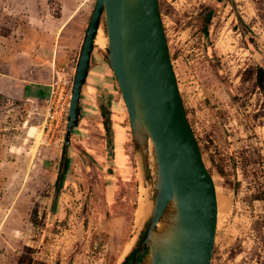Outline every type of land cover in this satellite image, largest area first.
Here are the masks:
<instances>
[{
	"label": "rangeland",
	"instance_id": "374dc122",
	"mask_svg": "<svg viewBox=\"0 0 264 264\" xmlns=\"http://www.w3.org/2000/svg\"><path fill=\"white\" fill-rule=\"evenodd\" d=\"M96 2L0 0V264H118L146 231L152 202L138 222L145 179L112 69L113 128L106 132L100 100L85 86L59 187L69 115L51 119L49 99L61 78L60 104L69 102ZM159 5L187 117L216 184L211 264H264V90L255 83L264 0ZM102 30L107 36L104 17Z\"/></svg>",
	"mask_w": 264,
	"mask_h": 264
},
{
	"label": "water",
	"instance_id": "95a60500",
	"mask_svg": "<svg viewBox=\"0 0 264 264\" xmlns=\"http://www.w3.org/2000/svg\"><path fill=\"white\" fill-rule=\"evenodd\" d=\"M103 17L108 44L102 50L127 107L152 202L142 236L148 246L143 264H211L219 216L216 184L187 117L159 0H97L76 67L67 132L77 125ZM99 100L111 120V97L107 104ZM109 144L113 148V138ZM140 234L141 229L137 238Z\"/></svg>",
	"mask_w": 264,
	"mask_h": 264
},
{
	"label": "crops",
	"instance_id": "0c3cea01",
	"mask_svg": "<svg viewBox=\"0 0 264 264\" xmlns=\"http://www.w3.org/2000/svg\"><path fill=\"white\" fill-rule=\"evenodd\" d=\"M105 57L106 55L103 50H97L92 54L90 64L91 67L88 72L87 83L84 85V87H88L90 94L95 95V97H97L98 99L105 97H111L113 99L114 95L112 94L110 87L113 88L115 84L113 82V77H111L110 74L111 67L107 65ZM101 70H103L104 72L100 73L99 71ZM97 80H99V82H96ZM93 91H97V93H93ZM116 122L118 121L116 120Z\"/></svg>",
	"mask_w": 264,
	"mask_h": 264
},
{
	"label": "flooded vegetation",
	"instance_id": "af4514ba",
	"mask_svg": "<svg viewBox=\"0 0 264 264\" xmlns=\"http://www.w3.org/2000/svg\"><path fill=\"white\" fill-rule=\"evenodd\" d=\"M85 82H86V80H85ZM84 85H85V83L83 84V88H84ZM102 99H103V102L105 104H107V102L105 101L107 98L105 97V98H102ZM112 100H113V107H114V99H112V98H111V106H112ZM103 110H104L106 118H107V119L105 118V120H104L103 127L105 128L106 132H109L110 128H113V124L110 123V119L108 118L107 111L105 109H103ZM113 111L114 110L112 108V114H113ZM111 138H112V136H110V139ZM107 141H110L108 139V137H107ZM104 155H106L105 157H106V160H107L108 152L106 151V153ZM115 156H116V151H115ZM109 186H112V184H110ZM142 236L143 235L141 233L140 236L137 238L136 243H135L133 249L131 250V252L129 254V257H128V260H127L126 264H143L144 263L146 254L148 252V246L144 242H142Z\"/></svg>",
	"mask_w": 264,
	"mask_h": 264
},
{
	"label": "built area",
	"instance_id": "2783aa9c",
	"mask_svg": "<svg viewBox=\"0 0 264 264\" xmlns=\"http://www.w3.org/2000/svg\"><path fill=\"white\" fill-rule=\"evenodd\" d=\"M67 81H61V78L57 81V86H53L52 92H51V98L49 99V106H48V116L51 119H55L56 122L59 121V118L56 117L57 114L63 115V112L65 111V114L69 115V102H66V104H60V99L64 96V92L67 90L66 88ZM71 98V96H70ZM52 120V121H53ZM68 125V118L65 120V127Z\"/></svg>",
	"mask_w": 264,
	"mask_h": 264
},
{
	"label": "bare ground",
	"instance_id": "6f19581e",
	"mask_svg": "<svg viewBox=\"0 0 264 264\" xmlns=\"http://www.w3.org/2000/svg\"><path fill=\"white\" fill-rule=\"evenodd\" d=\"M96 43L103 45V46H106L107 38L104 35L102 28L100 29V31L96 37ZM34 130H35V127L32 128L31 132H34ZM139 193H140L139 194L140 196H139V202L137 203L138 207L136 209V218H137V221L141 223L146 218L147 213L150 209L149 197H148V188L146 187L143 180L141 181ZM219 212H220V209H219ZM131 248H132V242H129L126 246L125 254H127Z\"/></svg>",
	"mask_w": 264,
	"mask_h": 264
},
{
	"label": "trees",
	"instance_id": "16d2710c",
	"mask_svg": "<svg viewBox=\"0 0 264 264\" xmlns=\"http://www.w3.org/2000/svg\"><path fill=\"white\" fill-rule=\"evenodd\" d=\"M212 15V12L209 13V18L211 17ZM208 31V29L206 30ZM255 73H256V81L255 83L257 84L258 87H260L262 90H264V67L263 66H257L255 68ZM85 83V82H84ZM79 113H80V110H79ZM70 138H71V134L67 132L66 134V142L64 144V165L65 167L63 168L64 171H62V173L60 174L59 176V179H60V183H59V187H60V184L62 183V180L64 178V175H65V170L67 169V166L69 164V155H68V151H69V142H70ZM128 257H126V259L121 263V264H126L127 260H128Z\"/></svg>",
	"mask_w": 264,
	"mask_h": 264
}]
</instances>
